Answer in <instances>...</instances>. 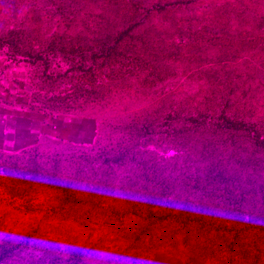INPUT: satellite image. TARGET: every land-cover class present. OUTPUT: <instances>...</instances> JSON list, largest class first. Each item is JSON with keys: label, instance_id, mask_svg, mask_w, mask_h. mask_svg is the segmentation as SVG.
I'll return each instance as SVG.
<instances>
[{"label": "trees", "instance_id": "obj_1", "mask_svg": "<svg viewBox=\"0 0 264 264\" xmlns=\"http://www.w3.org/2000/svg\"><path fill=\"white\" fill-rule=\"evenodd\" d=\"M61 2L53 32L33 0L0 48L61 82L36 84L33 106L90 112L98 138L0 163L8 180L18 170L0 188L39 196L30 211L43 212L0 242V264L41 245L53 222L63 242L125 245L115 264H264V0ZM90 253L75 248L65 264Z\"/></svg>", "mask_w": 264, "mask_h": 264}, {"label": "rangeland", "instance_id": "obj_2", "mask_svg": "<svg viewBox=\"0 0 264 264\" xmlns=\"http://www.w3.org/2000/svg\"><path fill=\"white\" fill-rule=\"evenodd\" d=\"M6 1L3 0L0 8V33L19 24L27 10L33 6V0H21L14 14L11 8L7 9ZM60 3L61 0H36V6L41 14L40 19L44 22L43 32H53L56 29L59 23L57 7ZM7 51V48H0V163L7 157L21 156L23 152L34 150L36 147L53 153L70 150L72 146L82 143H94L98 138V118L90 112L72 111L52 114L33 106L31 98L36 84L61 82H54L53 79V82H45L42 77V66L32 65L22 57L10 58ZM51 62L52 65L56 64L53 68L55 70L66 65L56 55ZM171 154L172 152L169 153ZM3 168L5 170L0 164L2 177L0 180H6L8 185L16 182L14 179L18 170L10 167L13 177L8 180L7 173L2 172ZM0 197L5 198L4 201L0 199V242L12 238L14 234L31 230L36 225L33 224L35 218H40L43 213L39 211L34 214L30 211L33 204L39 200V196L33 199L29 196L10 197L5 189L0 188ZM44 228L50 236L43 239L41 245H36L30 250L17 249L8 263L65 264L68 252L79 248L92 252L89 264H103L111 260L112 264H115L112 252L126 247L102 245L100 242L97 244L99 236L91 234L84 235L83 245H73L69 237H65L64 242L59 240L63 237L61 234L66 232L56 223L45 225Z\"/></svg>", "mask_w": 264, "mask_h": 264}]
</instances>
